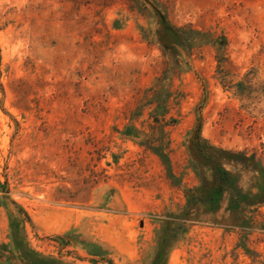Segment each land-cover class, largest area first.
<instances>
[{"label":"rangeland","instance_id":"obj_1","mask_svg":"<svg viewBox=\"0 0 264 264\" xmlns=\"http://www.w3.org/2000/svg\"><path fill=\"white\" fill-rule=\"evenodd\" d=\"M194 136L264 168V0H0V264H264V203L188 209Z\"/></svg>","mask_w":264,"mask_h":264},{"label":"trees","instance_id":"obj_2","mask_svg":"<svg viewBox=\"0 0 264 264\" xmlns=\"http://www.w3.org/2000/svg\"><path fill=\"white\" fill-rule=\"evenodd\" d=\"M163 46L168 48L170 40H175L173 29L164 26L158 31ZM204 141V140H203ZM194 136L188 145L192 159L198 169H207V177L200 176V184L186 193L188 209L200 208L202 213L214 220L221 221L226 217L237 218L243 209L264 203V168L260 167L252 157L226 151ZM240 164V171L234 172L230 166ZM203 169V170H204ZM251 173L248 185L241 187L240 173ZM11 226L13 221H11ZM20 257L27 264H58L50 258L29 250L12 237Z\"/></svg>","mask_w":264,"mask_h":264}]
</instances>
